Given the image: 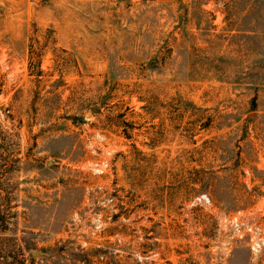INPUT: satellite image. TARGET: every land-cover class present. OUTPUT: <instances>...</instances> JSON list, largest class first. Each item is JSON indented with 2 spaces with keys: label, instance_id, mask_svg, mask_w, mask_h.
<instances>
[{
  "label": "rangeland",
  "instance_id": "rangeland-1",
  "mask_svg": "<svg viewBox=\"0 0 264 264\" xmlns=\"http://www.w3.org/2000/svg\"><path fill=\"white\" fill-rule=\"evenodd\" d=\"M0 264H264V0H0Z\"/></svg>",
  "mask_w": 264,
  "mask_h": 264
},
{
  "label": "water",
  "instance_id": "water-1",
  "mask_svg": "<svg viewBox=\"0 0 264 264\" xmlns=\"http://www.w3.org/2000/svg\"><path fill=\"white\" fill-rule=\"evenodd\" d=\"M41 254H42V252H40V251L31 250V255H32L33 257H36V256L41 255Z\"/></svg>",
  "mask_w": 264,
  "mask_h": 264
}]
</instances>
